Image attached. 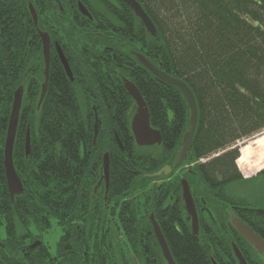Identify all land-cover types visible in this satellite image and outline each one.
<instances>
[{"label": "trees", "instance_id": "obj_1", "mask_svg": "<svg viewBox=\"0 0 264 264\" xmlns=\"http://www.w3.org/2000/svg\"><path fill=\"white\" fill-rule=\"evenodd\" d=\"M137 1L153 22L155 37L120 0L87 4L92 22L80 18L77 0H59L62 10L54 0H30L36 8L37 26L56 32L53 37L62 47L73 76L71 81L52 52L46 94L37 109L43 82L39 39L32 20L25 17L23 0H11L14 22L12 28L0 34V45L14 48L0 50V101L10 104L13 91L24 81L22 74L28 69V108L17 141L23 140L24 126L29 121L33 150L20 172L30 174L31 189L37 190L43 180L44 192L30 191L26 199L19 197L14 204L5 196L0 199L7 205L42 206L47 228L71 221L77 207L90 204L92 195L90 190L81 189L83 181L89 175V187L96 184L102 156L108 153L106 203L119 206L109 210L112 242L121 238L135 245L136 255L142 254L146 264H164L147 220L153 213L176 264H212L211 258L217 264H238L231 243L240 248L247 264H262L252 256L250 245L231 228L227 209L264 240V196H249L252 190L256 193L248 186L254 177L244 180L235 163L239 157L235 145L264 130V0ZM129 49L144 54L166 74L183 80L195 97L197 126L181 164L193 165L190 182L195 190L194 203H206L209 219L213 215L215 223L221 225V235L212 222L205 221L199 224V241L192 238L179 177L171 180L177 168L167 177H152L165 163L172 164L188 130L189 112L182 94L141 67ZM121 78L131 80L142 95L150 126L161 134L159 146L135 144L128 115L133 102L123 90ZM93 106L98 123L102 111L107 112L95 145ZM39 149L44 150L42 162L38 159ZM103 192L100 189L93 195L94 204L99 200L102 206ZM215 204L218 212H212ZM136 207L141 215L140 233ZM76 237L84 238L86 247L88 236L79 231ZM98 251L100 248L94 249L92 264H116L112 256Z\"/></svg>", "mask_w": 264, "mask_h": 264}, {"label": "flooded vegetation", "instance_id": "obj_2", "mask_svg": "<svg viewBox=\"0 0 264 264\" xmlns=\"http://www.w3.org/2000/svg\"><path fill=\"white\" fill-rule=\"evenodd\" d=\"M38 1H41V3H44V0H38ZM57 1L59 0H54L55 3H57ZM77 1H81V0H77ZM82 1L81 2L85 5L86 9L88 10L87 4L91 6H96L107 0H82ZM10 2L11 0H0V34H4L5 30H7L8 28H12V24L14 22L13 10L12 8L9 7V5L11 4ZM23 2L26 5V8H25L26 19L28 20L29 18L30 20H32L31 13H30V6H29L30 0H23ZM34 9L36 10V8ZM80 16H81L80 17L81 19L83 20L86 19L84 16L82 15ZM86 20L88 21L90 20V22H92L93 18L91 16V19L87 18ZM68 21L71 23L70 19H68ZM24 26L27 27L26 23L24 24ZM35 30H36V34L39 39V47L41 51L42 61H43V51H42L43 47H42V40L39 35V31L46 32L49 35L50 53L55 52L57 55V51H56V45H57L60 47L61 51L63 52V55L65 56L62 47L59 45L56 38L53 37L56 35V32L54 30L48 31L44 28V26L42 29H40L39 27L37 29L35 27ZM29 47H30V42H28L27 44V49ZM8 48H14V47H10V45L3 46V44L0 45V50L8 49ZM129 53L131 57H134L137 60L135 56V53H138L137 51L133 49H129ZM148 60L152 62L153 64H155L152 60L150 59ZM137 62L141 66L138 60ZM27 74H28V69H26V71L23 72L22 78L24 81L19 85L23 88L22 103H21V108H20V113H19L15 141L13 142V149H12V163L16 171V174L20 180L22 192L20 194H14L13 198H11L9 190L7 188V184H6V178H5V172H4V159H5V138H6V132H7V127H8V122H9V116H10V112L12 108L13 94L15 90L12 93L9 105H7L8 103H4V101H0V135L2 134L0 138V163L3 166V175L1 176L0 174V197L5 196V198L8 199V202H10V204H14V202L19 197L25 196V199H26V195H28L30 191L34 193L37 191L38 194H41V195L44 192L43 180H41L40 183L38 184L37 190L35 189V187L31 189L29 186V182H28L30 178V174L24 171L20 172L23 166L25 167L27 166V162L29 161V158H31V154L29 153L30 152L32 153V150H33L31 147L32 143L31 141H29V151H28V155H26L25 140H26V132L27 130H29V127H30L29 121H26L25 126H24L25 136L23 137V140L21 141L19 138V140L17 141V135L19 134V131L21 129L20 128L21 121L23 125L24 120H25V111L28 108V101L26 98V90L28 86ZM0 79H1V75H0ZM124 79H127V78H121L122 87L125 93L127 94L124 88V84H123ZM129 81L132 82L131 80ZM97 96L101 98L99 93H97ZM128 97L131 99L129 95ZM0 99H2V94H0ZM132 102H133V105L128 112V115L131 117L130 122H129V128H130L131 119L135 113V103L133 100ZM5 105L6 107L4 108ZM5 109H6V112L4 111ZM92 109H93V113L98 116L97 111L93 107ZM106 115H107V112L102 111V114L100 115V119L105 120L104 118H106ZM94 119H95V116H94ZM102 120H100V123H98L99 126L102 125ZM43 158H44V150L39 149L38 151L39 162H42ZM167 165L168 164L165 163L161 168ZM192 166H193L192 164H187V165L181 164L176 169V173L174 174L176 175L177 173H180L179 178H178L180 187H181V183H180L181 180L185 179L187 181L189 188H190L191 195L195 191L194 186L190 182ZM98 174L99 175H98L95 185H92L91 187H89V184L87 183L88 177H89L88 175V177L85 178L86 181L84 180L81 186L82 190H85V191L90 190L91 195H92L90 199V204L87 206H83V207H77V213L76 215H74V218L71 219V221L65 220L64 223L57 222V224H55L54 227L53 226L52 227L50 226L49 228L46 227V221H44L45 211L42 206L40 205L35 206V205H29V204L7 205V203H4L3 199L2 200L0 199V264H84V263L92 264L93 256L94 254H96L94 253V249H99V248H100V251L98 252H101V254L103 255L105 254V255L112 256L116 264L119 261H121L123 258V252L119 247L118 249L115 248L114 243L110 239V238H113V235L111 236V233L109 231L110 223H111L109 210L119 208V206L117 207V206L107 205L105 181L101 179L100 170ZM4 186L5 188H3ZM100 189H102V191L104 190L103 192V202L104 203L102 204V206L99 205L98 201H96V204H94L95 198L93 197L94 194H97L98 192H100ZM201 202H202V205H197V206L195 205L199 224L201 222L204 223L205 221H209V223L212 222L214 224V229L216 230V232L219 235H221L222 234L221 225H217L215 223V221L212 218L213 215L211 216V219H209L210 215L207 211L208 208L206 206V203L203 200ZM217 205L218 204H215V206L212 208L213 210V211L211 210L212 212H218L219 207ZM182 206H183V203H182ZM100 208L102 209V211ZM183 209L186 214V210L184 206H183ZM100 211L102 213L101 215L99 214ZM35 212L39 214L36 216ZM229 213H234V212L231 209H227L228 223H229ZM140 216H141L140 210L138 209V207H136V218H137L136 226H138V232L136 231L137 233H140V230H141L140 225H142V222H140ZM100 217H102V219ZM186 218L189 220V225H190V222H191L190 217L187 214H186ZM112 222L114 224L116 221L113 220ZM185 222L188 223V221L186 220ZM157 224L159 225L158 222ZM67 225H70V227H68ZM67 227L71 228L72 230L67 231ZM54 228H56L57 230H55ZM159 228H160V225H159ZM231 228L233 227L231 226ZM56 231L59 232V236ZM79 231L82 233V235L88 236L89 242H86L88 243L86 244V247L83 245V243L85 242V239L81 238L82 236L80 238L76 237ZM54 232H56V236H57L56 238H53ZM151 232L153 233L152 230ZM50 235L52 236V238ZM198 236H199V232H198ZM198 240H199V237H198ZM232 244L234 243H231V250L234 255ZM237 248L239 249L242 256L244 257L243 252L240 250V248L238 246ZM251 250L254 251L252 248ZM252 251H250V254ZM254 252H252L253 254L252 256L260 259L261 257ZM134 254L136 255V253ZM212 260L213 259L211 258L210 259L211 263H212ZM122 264H127V263L122 262Z\"/></svg>", "mask_w": 264, "mask_h": 264}, {"label": "water", "instance_id": "obj_3", "mask_svg": "<svg viewBox=\"0 0 264 264\" xmlns=\"http://www.w3.org/2000/svg\"><path fill=\"white\" fill-rule=\"evenodd\" d=\"M123 2L134 14V16L141 22L145 31L152 37H155L157 34L156 28L148 17V15L143 10L142 6L139 4L137 0H120ZM30 6V13L33 24L37 26V15L36 12L31 4ZM60 10L62 7L60 6ZM77 10L78 12L83 15L84 17L91 19V16L85 6L78 1L77 2ZM39 35L42 40V51H43V82L40 88V95L37 101V109L40 107L47 90L48 79H49V68H50V39L49 35L46 32H40ZM57 55L63 66L67 77L72 80V73L69 67L63 52L61 51L60 47L56 45ZM135 56L139 63L154 77L158 80L176 88L184 97L188 112V130L183 134L181 147L175 153V157L172 161L171 165L164 166L163 168L159 169L156 173L152 175L154 178H161L167 177L171 174V172L176 169L184 160L186 154L188 153L192 137L194 131L197 126L198 120V107L196 104L195 97L191 91V89L186 85V83L176 77L170 76L160 70L156 65L150 62L144 55L140 53H135ZM124 88L127 94L131 97V99L135 103V113L131 119L130 129L132 136L134 138L135 144L139 147H151L155 145H160L161 134L158 130L153 129L150 126L149 122V114L140 92L136 88V86L127 79L123 80ZM22 92L23 88L19 86L13 94V101H12V108L9 116V122L6 132L5 138V159H4V172L6 178L7 188L9 190L11 198H13L14 194H20L22 192V187L20 180L16 174V171L13 167L12 163V149H13V142L15 141L17 126H18V119L19 113L22 103ZM98 118L95 115L94 124H93V145L96 143V139L98 137ZM115 140L118 146L123 150L122 144L120 143L118 137L115 135ZM29 131L26 132V140H25V149L26 155H28L29 151ZM102 164H101V179L105 181V189H106V196L108 192V183H109V170H110V161L108 153H104L102 156ZM181 183V200L183 206L186 210V214L190 217V228H191V236L192 238L198 242V232H199V222L197 217V211L195 208V204L190 192L189 185L185 179L180 181ZM152 226V231L160 252V256L164 262V264H176L174 261L170 249L167 245V242L157 224L154 216L152 213L149 214L147 219ZM229 223L234 228V230L250 245V247L258 254L260 257L264 256V240L255 233L250 227H248L241 219L237 216L233 215V213H229ZM232 249L239 264H247L246 260L242 256L241 252L237 248L235 244H232ZM212 264H216L212 260Z\"/></svg>", "mask_w": 264, "mask_h": 264}, {"label": "rangeland", "instance_id": "obj_4", "mask_svg": "<svg viewBox=\"0 0 264 264\" xmlns=\"http://www.w3.org/2000/svg\"><path fill=\"white\" fill-rule=\"evenodd\" d=\"M79 101L81 102V103H83V98H82V96H79ZM83 109H84V107H82ZM93 108L95 109V107L93 106ZM96 110V109H95ZM264 132V130L261 132V133H259L258 135H260V134H262ZM2 135V134H1ZM1 135H0V138H1ZM258 135H256V136H258ZM256 136H254V137H252V138H249V139H247V140H244V141H241V142H238L235 146L237 147V149H238V152H239V150H240V147L242 146V145H245V144H247V143H251L252 141H253V139L256 137ZM29 154H31V152L29 153ZM203 162V161H202ZM236 163V162H235ZM185 165H187V164H185ZM236 166H237V164H236ZM237 169H238V172L240 173V175L242 176V178L245 180V179H249V178H251V177H254V180H252V181H254V182H250L249 183V185L248 186H252V187H254L253 189L254 190H256V193L252 190V192H250V194H249V196L250 197H252V198H256V197H260V196H264V173H261V174H259V172L258 173H254V174H250V175H248V176H246L247 174H245V173H242L240 170H239V168H238V166H237ZM176 173V172H175ZM257 174H259V175H257ZM179 175H180V173H177L176 175H173V177H172V179L171 180H173V178H175L176 176L177 177H179ZM256 176V177H255ZM154 183H155V181H153ZM254 184H256L257 186H258V188H256L255 186H254ZM148 189L147 188H145V191H147ZM250 189L248 188V191H249ZM100 201L98 200V203H99ZM100 205V204H99ZM110 205V204H109ZM110 206H113V205H110ZM53 227H54V224L52 225ZM55 230H57L56 228H54ZM67 231H69V228L67 227ZM57 233H58V236H59V232L58 231H56ZM56 232H54V237L53 238H56L57 236H56ZM51 236V235H50ZM113 237H114V235H113ZM51 238H52V236H51ZM114 242V245H115V248L116 249H118V247L122 250V252H123V258H122V260L121 261H119L117 264H122V262H125V263H127V264H146V259L144 260V257L142 256V254L141 255H135L134 253H136L135 252V249H134V244H131V243H128V242H125L124 240H122L121 238H118L117 240L115 239V240H113ZM136 248H138L137 246H136ZM259 259V258H258ZM259 261H260V263H262V264H264V256L263 257H261L260 259H259Z\"/></svg>", "mask_w": 264, "mask_h": 264}, {"label": "bare ground", "instance_id": "obj_5", "mask_svg": "<svg viewBox=\"0 0 264 264\" xmlns=\"http://www.w3.org/2000/svg\"><path fill=\"white\" fill-rule=\"evenodd\" d=\"M236 164L246 176L264 170V132L240 147Z\"/></svg>", "mask_w": 264, "mask_h": 264}]
</instances>
